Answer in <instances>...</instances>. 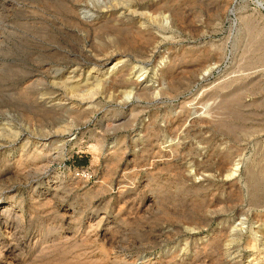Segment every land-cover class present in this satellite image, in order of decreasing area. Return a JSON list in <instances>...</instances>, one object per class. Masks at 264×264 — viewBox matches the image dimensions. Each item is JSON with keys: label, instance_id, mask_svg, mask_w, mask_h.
Segmentation results:
<instances>
[{"label": "rangeland", "instance_id": "1", "mask_svg": "<svg viewBox=\"0 0 264 264\" xmlns=\"http://www.w3.org/2000/svg\"><path fill=\"white\" fill-rule=\"evenodd\" d=\"M0 264H264V0H0Z\"/></svg>", "mask_w": 264, "mask_h": 264}, {"label": "bare ground", "instance_id": "2", "mask_svg": "<svg viewBox=\"0 0 264 264\" xmlns=\"http://www.w3.org/2000/svg\"><path fill=\"white\" fill-rule=\"evenodd\" d=\"M158 2V1H157ZM160 2V1H159ZM153 4V3H152ZM151 4V5H152ZM155 4V3H154ZM86 6V5H85ZM150 6V5H149ZM155 6V5H154ZM74 7V6H73ZM78 14V13H77ZM82 19V18H81ZM79 21V20H78ZM83 21V20H82ZM119 21V20H118ZM82 23V22H81ZM82 25V24H81ZM83 26H84V24H83ZM86 26V25H85ZM148 31V30H147ZM144 34V33H143ZM168 67V66H167ZM168 72V71H167ZM38 75V74H37ZM114 80V79H113ZM98 82H99V80H96V84H98ZM134 82V81H133ZM113 83V82H112ZM32 84H34V82H30L29 83V85H32ZM78 87L76 86V87H72V89H77ZM143 89V88H142ZM142 91V90H141ZM22 133V132H21ZM8 135V134H7ZM9 135H10V132H9ZM8 135V136H9ZM12 135V134H11ZM225 167V166H224ZM250 171V170H249ZM252 174H250V178L252 179V178H254L255 179V175H253L252 177ZM256 179H257V177H256ZM253 180V179H252ZM262 181V180H261ZM260 180H258V181H255L256 182V184H254V187H256V188H254V189H256L257 190V186L258 185H260V186H262V182H261ZM252 192L254 193V190H252ZM251 192V193H252ZM252 199H253V196L252 197H250V201H252ZM254 201V200H253ZM252 201V202H253ZM252 202H251V204H252ZM255 203V202H254ZM261 203V202H260ZM253 205V204H252ZM251 205V206H252ZM254 205H256V203L254 204ZM257 206V205H256ZM242 229V228H241ZM253 229V228H252ZM252 229H250V238L248 239V244H249V246H254L253 244L255 243V240L257 239V237H258V235H257V233L258 232H260L259 231V229L258 230H252ZM262 231V230H261ZM227 238H228V236H227V231H225V230H219L216 234H214L211 238H210V240H209V242H205L204 244H203V248L204 249H220V247H221V245L223 244V241H226L227 240ZM223 246V245H222ZM218 253V252H217ZM220 253V252H219ZM219 255V254H218Z\"/></svg>", "mask_w": 264, "mask_h": 264}]
</instances>
